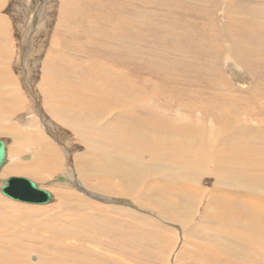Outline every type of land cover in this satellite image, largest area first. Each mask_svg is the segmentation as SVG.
<instances>
[{
  "label": "bare ground",
  "instance_id": "1",
  "mask_svg": "<svg viewBox=\"0 0 264 264\" xmlns=\"http://www.w3.org/2000/svg\"><path fill=\"white\" fill-rule=\"evenodd\" d=\"M3 1L0 0V9L3 8ZM84 18L86 22V17ZM59 23L56 24L61 29ZM74 23H77V20ZM87 23L91 25V23ZM110 24H112L111 18L106 20L105 26L109 28ZM7 33L6 22L0 17V135L11 136L14 141L10 148L11 164L2 173L23 174L36 181L44 182L47 177L59 173L62 169L60 156L57 153L58 150L51 147L50 141H47L34 127L36 123H33L32 118L26 116L29 119H23L21 122L16 119L22 112L28 110V107L16 87L15 78L9 71L8 65L11 63L9 45L11 44ZM107 39L110 40L103 35L102 41L106 42ZM60 40L64 41L63 43L72 44L54 36L49 42V48L55 46ZM112 47L109 46L107 50L112 51ZM57 54L60 56L56 57L53 53L46 56L38 84L46 111L54 121L75 131V136L79 137L81 141L83 140L86 152L90 151L91 155H96L98 164L107 171V174L93 173L88 157H86L83 159V161H87L86 163L81 164L82 166H75L77 177H64V183H60L71 185V187L77 183L79 187L83 185V188L88 187L98 193L112 195L117 193H113L114 190H119L117 194L122 193L132 197L140 206L151 209L158 208L165 218H171L174 223L189 228L187 238L183 228L179 231L184 239L182 244L180 243L181 247L176 253V257L174 256V261L177 259L176 264H264V122L259 121L262 119L259 118L262 115L256 116L254 111L245 108L242 112L236 110V114L223 113L222 111L227 106L219 103L220 97L215 98L219 107L214 104L213 106L206 105L209 107L207 109L200 108L195 103L197 97L191 101L181 100L182 95L178 93L180 96H177V99L164 97L160 100L156 97L159 94L158 91L148 94L134 89V93L139 95L138 103L142 106L140 110L143 115L126 113L109 119L107 111L111 109L115 111L116 107L113 101L109 107L107 105L116 94L109 88L106 93L108 98L106 100L98 99L96 93L103 90L101 87L91 93L87 84L82 87L78 85H82L78 81L75 83L65 81L49 74L50 70H63L67 66L64 62L71 57L65 58L62 52ZM106 55L111 58L113 56L110 53ZM98 57L100 56L98 55ZM105 76L112 84L111 78L108 75ZM103 86L106 88L107 85L103 84ZM79 90L87 92H77ZM146 95L153 98L152 103L155 106L144 100ZM226 99L232 100L231 97ZM199 108L203 110V113L205 112L203 116ZM216 108L220 109L222 113ZM237 116L239 118L244 116L247 119L246 121L237 120ZM14 119H16L15 122H13ZM123 119L131 125L126 126ZM230 119L233 120L230 122ZM40 123H42L41 120ZM93 123L97 124V128ZM102 128L104 129L101 131ZM107 128H111L110 134L105 132ZM48 131L46 130V133ZM49 135L53 137L51 133ZM101 138L112 144L107 153L103 151L107 145L103 148ZM123 143L128 144L127 149L124 146L122 149ZM144 153H147L152 161L145 163L142 157ZM16 154L20 160L14 157ZM24 154L29 155L28 161H24ZM80 159L78 156L74 158L76 163ZM206 167L211 168L208 173H205ZM150 169L152 172L166 175L145 185L143 191L147 193L146 195L156 196L154 200L135 196L134 192L135 184L140 181L142 176L144 177L147 170L150 174ZM70 173L73 172L67 174ZM209 175L214 180L211 186L204 191L198 189L200 184L207 182ZM176 189L180 191L182 198L171 202L163 197L164 193ZM85 190H83L84 193L87 191ZM60 195L62 194L60 193ZM86 195L91 196L89 193ZM61 197L63 204L61 207L57 204L60 209L49 222L31 219V215L35 214H29V212L18 213L17 218H9L13 213V210L10 211V209L20 207L6 204L0 198V264H113L112 259L109 260L97 249L93 248L94 250H92L85 246L86 241L83 238L87 237V232H92L93 235L97 234L96 236H105L102 237L103 241H106L105 244L109 245L116 255H127V258L130 257L129 259L135 262L138 243L146 242L144 231L140 233L132 230V234L129 236L110 238L107 233L102 232L104 229L109 230L106 227L110 225L106 221L110 219L104 217L105 219L100 220L102 226L98 228L89 227L90 225L85 226L80 223V219L89 216L79 211L78 204L69 205L74 194L68 192ZM201 198H204L206 204L202 213H198L199 216H197L200 221H203L200 232L197 223L193 225L187 219H178L180 215L176 212L181 209L189 219L192 206L196 207ZM164 202L170 206V210H167ZM178 205L181 206L178 207ZM112 208L123 210L118 206ZM123 212H119V214H124V217L129 216L126 214V210ZM113 220L115 225L113 228L120 231L119 223L122 220L120 222L116 218ZM141 225L148 230L151 226L147 221ZM18 227L21 230L17 229ZM155 227L157 230L150 233L151 237L157 241L166 240V250L169 249L170 252L172 246L173 254L178 242L177 237L174 239L168 233V235H164L161 228ZM78 234H86V236ZM220 237L227 241L228 247L217 245V239ZM201 238L205 240L195 250V243L197 244L199 242L197 240ZM96 240L100 243L98 238ZM93 244H97V242L93 240ZM125 244L129 248H126ZM150 245L154 248L157 244L154 242ZM81 251L85 255L91 256L90 259L82 261L80 257L78 258L76 253H82ZM169 252L167 251L165 263L171 264L173 256L169 257ZM153 258H155V262L152 264H159L158 259L155 256ZM180 260L184 263H180ZM137 261H139L138 258ZM115 263L118 264V262Z\"/></svg>",
  "mask_w": 264,
  "mask_h": 264
},
{
  "label": "rangeland",
  "instance_id": "2",
  "mask_svg": "<svg viewBox=\"0 0 264 264\" xmlns=\"http://www.w3.org/2000/svg\"><path fill=\"white\" fill-rule=\"evenodd\" d=\"M2 7L0 17L6 22L7 36L11 44L9 45L11 48L9 71L15 78L16 87L22 96L21 98H24L23 101L26 107H28V110L22 112L23 115H19V118L16 119L21 122L23 119L32 118L33 123H36L34 127L40 131L47 141H50L52 148L58 150L57 153L60 156L62 167L59 173L52 174L46 178L47 180H43L44 182L36 181L23 174L2 173L11 164L10 148L13 146L14 141H12L11 136L0 135V140H3L6 144L7 152V163L0 172V181L11 177L27 178L35 183L37 182L39 187L49 191L52 196V201L48 206H41L9 201L0 194V198L6 204L20 207L10 209V211L13 210V213L9 218H17L18 213L29 212V214L36 215H33L34 217L31 215V219L49 222L56 215L57 210L60 209L58 205L61 207V204H63L61 196L69 192L74 194L75 197H72L69 205L78 204L79 211L89 216L80 219V223H83V225L98 228L102 226L100 220L110 219L106 221L110 225L106 227L109 230L104 229L102 231L107 233L110 238L114 236L121 238L123 235L129 236L132 234V230L140 233L144 231L146 242L141 244L139 242V246L136 248L137 258L140 262L137 261V258L135 262L130 260L127 255V257L116 255L109 245L105 244L106 241H103L102 237L105 236H96L97 234L93 235L92 232H87L89 235L87 234V237L83 238L86 241L85 246L89 249H97L109 260L112 259L113 264H117L115 262H118V264H152L155 262L153 256L158 259L159 264H168L165 263L167 261V251L169 252V249L166 250V240L157 241L150 234L157 230L155 227L157 226L162 229L164 235L168 233L174 239L177 237L178 242L173 254L171 252L172 246L169 252V257L170 255L173 256L171 257V264H176L177 259L174 261V256L177 255L176 253L179 251L184 239L179 231L183 228L184 235L187 238L189 228L174 223L171 218H165L158 208L151 209L140 206L132 197L122 193L117 194L119 190L111 191L113 193L117 192L114 195L104 194L88 187L83 188V185L79 187L77 183H74L76 187L73 185L71 187V185L56 181L57 177H77L78 173L75 166H82L81 164L86 163L87 161H83L86 157H88L93 173L107 174V171L98 164L96 155H91L92 152L90 151L86 152L83 140L81 141L79 137L75 136V131L54 121L47 113L40 93L41 90L38 88L42 75V64L50 53L59 57L60 55L57 53L62 52L65 58L71 56L69 60L64 62L67 66L61 71L50 70L49 74L65 81L74 83L78 81L82 83V85L78 84L82 87L87 84L91 93L101 87L103 90L96 93L98 99L106 100L108 98L106 93L111 88L116 96L109 100L107 107L113 101L116 110L107 111L109 119L126 113L143 115L140 110L142 106L138 103L139 95L134 93V89H138L148 94L158 91L159 94L156 97L160 100L164 97L177 99L176 97L180 96L178 93H181L183 97L180 98L181 100L191 101L197 97L195 103L200 108L207 109L209 107L206 105L213 106L214 104L219 107L215 102L217 100L215 98L220 97L219 103L227 106L226 111H222L223 113L236 114V110L242 112L245 108L254 111L256 116L262 115L259 118L263 120L259 119V121L264 122V0H4ZM84 17H86V22ZM109 18L112 20V24L109 25L110 29L105 26L106 20ZM75 20H77V23H74ZM58 22H62L61 25L59 23L61 29L56 24ZM52 34L72 44L63 43L64 41L61 42L60 40L59 43L57 42L59 47L56 43L55 46L51 47L56 49H51L49 48V42L54 37ZM103 35L110 38V40L102 41ZM109 46H113L112 51L107 50ZM108 53L113 54L112 58L106 55ZM105 75L111 78L112 84L108 82ZM103 84L107 85L106 88ZM77 92L87 91L79 90ZM228 97H231L232 100L228 101L226 99ZM152 99L147 95L144 97V100L151 105H153ZM96 103L99 104V102ZM200 108L199 110L202 111L203 116L205 112L203 113ZM121 110L123 111L120 113ZM217 110L221 112L220 109ZM26 116L29 118H26ZM246 119L244 116H240V118L237 116V120L246 121ZM40 120L42 123H40ZM231 120L233 119H230V122ZM123 122L126 126L131 125L124 119ZM93 124L97 128V124ZM45 129L49 130L53 137L49 135V131L46 133ZM105 132L110 134L112 132L111 128H107ZM101 143L103 148L107 145V148H104L103 151L105 153L109 152L112 144L102 138ZM127 145L123 143L122 149L123 146L127 149ZM24 156V161H28L29 155L24 154ZM77 156L81 159L76 163L74 158ZM14 157L20 160L17 154ZM142 157L145 163L152 161L147 153L142 154ZM206 168L205 173H208L211 168ZM71 171L73 173L67 174ZM159 173L152 172V169H150L149 174L147 170L144 177L142 176L140 181L135 184V196L154 200L156 196L146 195L147 193L143 190L150 181L166 176ZM213 181L209 175L207 182L200 184L198 189L207 190ZM82 189L87 191L85 190L84 193ZM155 189L158 190V188ZM60 193L62 195L59 196ZM87 193L91 196L86 195ZM163 197L175 202L177 199L182 198V195L176 189L164 193ZM205 204L206 201L201 198L199 204L196 205L197 208L193 205L189 219L179 209L176 212L180 215L178 219H187L193 225L197 223L198 231H200L203 221H200L197 216H199L198 213H202ZM164 205L167 210H170V206H167L165 202ZM181 205H178V207ZM117 206L126 210V214L129 216L124 217V214H119V212L124 213L123 210L112 208ZM115 218L119 222L122 220L119 223L121 226L120 231L113 228L115 227L113 223ZM145 221L151 225L149 230L141 225ZM17 229L21 230L20 227ZM110 229H112L111 232ZM78 235L86 236V234ZM89 238H91V241H89ZM95 238L99 239L101 245ZM93 240L97 244H93ZM204 240L203 238L197 240L199 242L195 243V250L199 248ZM154 242L157 245L153 247L157 250L150 245ZM217 245L228 247L227 241L221 237L217 239ZM125 247L129 248L126 244ZM131 249L133 248L131 247ZM76 254L82 261L91 257L83 252ZM179 262L184 263L181 260ZM208 262L210 263V261Z\"/></svg>",
  "mask_w": 264,
  "mask_h": 264
},
{
  "label": "water",
  "instance_id": "3",
  "mask_svg": "<svg viewBox=\"0 0 264 264\" xmlns=\"http://www.w3.org/2000/svg\"><path fill=\"white\" fill-rule=\"evenodd\" d=\"M6 144L0 140V172L7 163ZM57 182L65 181L64 177H57ZM0 194L17 203L30 205H48L52 201L51 193L27 178L11 177L0 181Z\"/></svg>",
  "mask_w": 264,
  "mask_h": 264
}]
</instances>
